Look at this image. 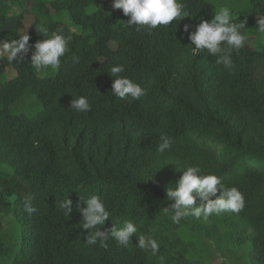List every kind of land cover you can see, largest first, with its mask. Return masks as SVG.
<instances>
[{
	"label": "trees",
	"instance_id": "trees-1",
	"mask_svg": "<svg viewBox=\"0 0 264 264\" xmlns=\"http://www.w3.org/2000/svg\"><path fill=\"white\" fill-rule=\"evenodd\" d=\"M224 1L180 0L190 17L149 34L125 26L129 17L115 14L111 0H0V41L28 35L33 46L43 39L36 30L42 21L49 33L72 38L57 70H35L32 47L24 60L0 55V264H203V249L206 261L210 246L233 252L247 243L250 263L264 264V33L255 28L254 47L245 41L234 51L229 70L207 49L195 55L184 31L210 21ZM243 1L233 19L246 22L247 38L264 16V0ZM26 12L34 21L24 34ZM117 65L146 88L144 97L112 93ZM8 69L14 76L2 81ZM79 96L90 111L69 107ZM161 135L173 140L164 154L157 152ZM184 165L236 186L244 209L173 223L164 212L166 188L176 186ZM94 194L111 214L101 231L113 222L137 226L128 248L114 239L107 248L86 244L78 209ZM26 196L37 209L31 214ZM64 198L72 201L68 216L59 208ZM3 230L19 239L7 240ZM140 235L158 240L155 255L135 247ZM229 262L238 264L230 255Z\"/></svg>",
	"mask_w": 264,
	"mask_h": 264
},
{
	"label": "clouds",
	"instance_id": "clouds-1",
	"mask_svg": "<svg viewBox=\"0 0 264 264\" xmlns=\"http://www.w3.org/2000/svg\"><path fill=\"white\" fill-rule=\"evenodd\" d=\"M112 8L122 10L129 19L125 26H135L136 31H146L151 34L158 26H168L173 21H181L190 14L184 10L180 0H112ZM257 31L264 33V16L256 21ZM245 21L233 19V13L228 6L221 7L214 13L210 21L201 20L195 31L189 32V25H184V31L188 32V39L195 45L191 49L196 55L203 49L217 57V63L231 70L234 68L232 53L238 52L244 47L246 37L243 30L246 28ZM36 30L43 37L33 46H29L28 35L20 37L19 40L0 41V55L9 53L8 59L19 58L24 60L25 55L31 52L30 64L37 70L51 68L57 70L61 64V58L65 56L70 47V36L63 35L60 31L49 33L46 22H40ZM125 71L123 65L113 66L111 73L113 77L111 91L121 98L130 101L139 100L147 94L146 88L132 79L120 75ZM71 109L76 112H87L91 110L89 100L85 96H79L70 102ZM173 140L167 135H161L157 152L164 154L170 150ZM185 171L179 178L176 186L169 185L166 188V198L171 203L164 208L165 214H170L171 221L175 224L182 219L193 217L195 219H207L213 215H220L225 212L240 213L245 207V196L236 186H226L222 178L215 174H204L200 166L184 165ZM151 176L148 177V179ZM219 192V196H216ZM215 197V198H212ZM83 199V198H82ZM199 200V203H197ZM86 207L79 208L82 216L80 226L88 230L85 239L87 245H96L99 242L101 247L107 248V241L114 239L120 246L128 248L132 245L131 237L136 236L138 228L131 220L117 227L101 231V226L110 219L104 199L99 195H91L84 199ZM24 210L31 214L37 209L32 206V197L24 198ZM72 201L64 198L59 202V208L65 216L72 211ZM135 247L148 251L154 255L159 251L160 244L152 235H140L137 238Z\"/></svg>",
	"mask_w": 264,
	"mask_h": 264
},
{
	"label": "rangeland",
	"instance_id": "rangeland-1",
	"mask_svg": "<svg viewBox=\"0 0 264 264\" xmlns=\"http://www.w3.org/2000/svg\"><path fill=\"white\" fill-rule=\"evenodd\" d=\"M112 1V0H111ZM112 5V4H111ZM224 6H228L232 13H233V18L236 17V14L239 11H242L245 9L246 7V1H239V0H225L224 2H222L221 4H219L217 11H219V9L221 7ZM113 12L115 14H117V9H113ZM33 17L26 12L24 21H23V26L21 28V32L26 34L30 28V26L33 24ZM69 24V22H66ZM258 25L257 23L253 26V28L249 31V37L246 38V44L248 47L253 48L255 41H256V36H251L255 30V28H257ZM261 48V45L258 46V49ZM6 55V52L3 54V56ZM14 76V72L11 69H8L5 73V75L2 77V81H7L10 78H12ZM26 116H30L32 114L35 113L34 109H30L29 111H25L24 112ZM9 221V218L4 217L2 219L3 225H4V229L7 226V223ZM2 234H5V231L3 230ZM6 235V234H5ZM12 235V236H11ZM7 240L10 239L11 241H17L19 239V236L13 231H9L8 235H6ZM7 242V241H6ZM191 243V242H190ZM231 250H233V252H231L228 249V252L226 251H218L216 248H214V246H210V253L212 254V257L209 259H207L205 261V258L207 257L208 253L207 251H205L204 249L202 251L204 252H200V254L197 256V258L201 261L200 263L203 264H226L225 262L228 261L229 255L231 256V259L238 264H251L250 260H249V254H250V243L245 244L244 246H240V247H236V248H232L230 247ZM197 251H199V249H197ZM233 253V254H232ZM228 264H232V263H228ZM253 264V263H252Z\"/></svg>",
	"mask_w": 264,
	"mask_h": 264
}]
</instances>
